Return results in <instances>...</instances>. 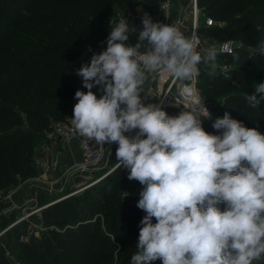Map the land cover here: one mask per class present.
Segmentation results:
<instances>
[{"label":"clouds","instance_id":"obj_1","mask_svg":"<svg viewBox=\"0 0 264 264\" xmlns=\"http://www.w3.org/2000/svg\"><path fill=\"white\" fill-rule=\"evenodd\" d=\"M135 45V29L124 17L111 28L106 50L93 54L76 75L87 92L77 90L71 123L96 143H117L116 160L128 179L144 185L138 208L141 220L131 264H253L264 257V134L228 113L213 123L192 91L182 94L191 110L169 116L156 104L145 105V82L158 73L175 80L199 76L198 65L215 67L218 50H196L198 36L144 15ZM264 55V43L256 46ZM238 59V57H236ZM99 86L101 95L92 89ZM264 100V83L247 96L255 108ZM135 136L125 133L137 130ZM146 137V138H142ZM226 204L222 211L217 205ZM153 217L156 223H152Z\"/></svg>","mask_w":264,"mask_h":264},{"label":"trees","instance_id":"obj_2","mask_svg":"<svg viewBox=\"0 0 264 264\" xmlns=\"http://www.w3.org/2000/svg\"><path fill=\"white\" fill-rule=\"evenodd\" d=\"M163 0H0V190L35 175L37 141L70 114L75 92L83 87L77 69L106 50L115 10L142 6L159 13ZM215 25L202 31L216 40L236 42L233 53H218L228 72L199 68L201 96L212 115L202 119L208 133L228 113L264 134V100L251 107L247 96L264 83V0H198ZM138 41V39H137ZM238 57V59H236ZM198 66H202V63ZM98 98L99 86L92 89ZM222 94L219 102L214 96ZM169 116L185 109L162 108ZM187 111V110H186ZM126 178L120 168L99 184L41 209L35 234L30 218L14 224L0 240V264H131L139 229L122 205ZM145 186L143 185V188ZM222 211L226 204L217 205ZM147 213H144V217ZM7 219V218H6ZM3 221V225L10 223ZM157 221L153 217L152 223ZM261 262L253 264H264ZM150 264H162L157 259Z\"/></svg>","mask_w":264,"mask_h":264},{"label":"built area","instance_id":"obj_3","mask_svg":"<svg viewBox=\"0 0 264 264\" xmlns=\"http://www.w3.org/2000/svg\"><path fill=\"white\" fill-rule=\"evenodd\" d=\"M145 14L150 16L153 22L175 25L185 34V36H191L195 33L198 36L196 41V50L202 54L209 48H215L218 50V53L228 55L233 53L236 48V42L232 39H224L220 41L216 39L209 40L205 35H203L202 28L212 27L216 23L211 17L203 13L199 7L198 0H163L159 13H153L142 6L119 7L115 10V13L111 18V22L115 25L121 17H124L130 26L135 29L134 32L130 33L129 39L138 38L139 32L143 29L142 19ZM127 43L130 44L129 41H127ZM229 69L230 65L228 64L222 63L220 65V70L223 72H228ZM198 82L199 76L191 81H179L175 80L170 74L158 73L154 77L150 76V78L145 82L143 86L144 92H141L140 94L141 99L145 105L156 104L161 108L178 107L188 111L191 110L192 105L182 94V90L185 87H188L191 89L193 94L192 100L203 101V106L208 109L211 116V110L208 108L205 100L201 97L198 91ZM208 118L209 117L204 119ZM53 129L56 135L62 139H77L79 141L83 155V161L79 168L81 170H91L92 168H96L105 157H109L118 147V144L115 142L101 145L96 143L95 140L80 136L74 129L72 123L66 119H62L54 123ZM130 132L125 133V135L130 137ZM43 167L45 172L49 169L48 164L43 165ZM25 181L27 182L28 180ZM28 182L34 186H38L39 188L43 187L41 177L32 178ZM20 186L21 185H17L10 191L0 190V203H9V206L4 210L5 213L17 208L18 203H15L14 201V193L21 189ZM36 197L37 196L27 200V202L37 200ZM27 202H24L23 204L25 205ZM27 208L28 207L25 205L21 217L16 221L0 227V240L6 231L14 224L20 222L21 220L28 219L30 215L35 213L33 210L26 212ZM42 208H44V206L41 207L40 210ZM43 229L46 228H42V230ZM8 255L15 264H20L14 254L8 252Z\"/></svg>","mask_w":264,"mask_h":264},{"label":"rangeland","instance_id":"obj_4","mask_svg":"<svg viewBox=\"0 0 264 264\" xmlns=\"http://www.w3.org/2000/svg\"><path fill=\"white\" fill-rule=\"evenodd\" d=\"M112 21V19H111ZM110 21V24L114 26V24ZM203 35L207 36L204 31H202ZM138 38H130L128 41L130 44L135 45L137 43ZM219 63L221 64V61L215 62V65ZM202 66H198V68H201ZM203 68H215L212 67L210 64H204ZM199 93L200 90L198 89ZM201 95V94H200ZM202 97V96H201ZM203 98V97H202ZM216 101H220L223 98L222 94H217L214 96ZM204 99V98H203ZM206 105L210 109L211 103L204 99ZM78 101H74L72 105V109L70 111V114L66 116V120H69L71 122V119L73 118V108L74 105ZM204 119V118H202ZM135 131L133 136H135ZM132 136V137H133ZM146 138V137H144ZM62 143L58 140V137L52 128L49 132L46 133V135L42 138H40L37 141L36 144V155L34 156V165H35V175L27 178L26 180H30L32 178H38L41 177V183L43 187H38L30 184L28 181L20 182V187L23 189L30 188L31 190H28L25 193V201L34 198L35 196L37 200L28 201L25 203V205L28 207L26 212L35 211L34 214L30 215V226L31 228H35V234L39 235L42 228H45L41 224V213L40 210L41 207H46L48 205H51L55 203L58 200H62L67 198L68 196H74L82 193L87 187L93 185V184H99L102 180H104L105 176L109 173H112L115 168H120V171L123 172L125 175L126 181L125 184L120 189V196L123 194H140L143 191V185L139 183V181L136 180H129L128 179V170L122 168V166L118 165V162L116 160V151L110 155L109 157H105L103 161L96 167L92 168L91 170H81L79 169L82 162L78 164H74L71 166H67L62 162V153H59V148H61ZM49 165V169L45 172L43 165ZM14 187L13 186L5 191H10ZM36 194V195H35ZM25 205H19L17 208L8 211L5 213L3 209L0 210V218H3L2 220H8L9 222L16 221L18 218L21 217L23 213V207ZM28 218V219H29ZM27 220V219H25ZM23 221V220H21ZM20 221V222H21ZM0 225H1V219H0ZM2 238V237H1ZM2 240V239H1ZM262 259L256 260L255 262H261Z\"/></svg>","mask_w":264,"mask_h":264},{"label":"crops","instance_id":"obj_5","mask_svg":"<svg viewBox=\"0 0 264 264\" xmlns=\"http://www.w3.org/2000/svg\"><path fill=\"white\" fill-rule=\"evenodd\" d=\"M208 39L209 40H214L213 38H210V37ZM217 61H219L218 57H217ZM204 64L205 63H202V68L204 67ZM221 64H222V62H221ZM221 64L217 63L215 65V68H209V69L212 70V71L220 70V65ZM134 131L136 133L138 131V129L137 130H132L130 132V137L133 136ZM58 140L62 143L61 148H59V151H60L59 153H62V156H61L62 162L65 165L71 166V165H74V164L81 163L83 161V155H82L80 143H79V141L77 139L65 140V139H62V138L58 137ZM28 190L32 191V189H30V188L23 189V190L21 188L16 193H14V201H15V203H18L19 205H23V203L25 201V198H26L25 197V193ZM8 206H9L8 202L7 203L6 202L5 203H0V210L1 209L5 210ZM23 209H24V207H23ZM0 219H1V225H0V227H1V226H3V221L4 220H2L3 218H0Z\"/></svg>","mask_w":264,"mask_h":264},{"label":"water","instance_id":"obj_6","mask_svg":"<svg viewBox=\"0 0 264 264\" xmlns=\"http://www.w3.org/2000/svg\"><path fill=\"white\" fill-rule=\"evenodd\" d=\"M140 194H124L122 197V205L126 210V215L131 218L137 228L140 230L142 227L141 220L144 218L145 211L138 208V201Z\"/></svg>","mask_w":264,"mask_h":264}]
</instances>
